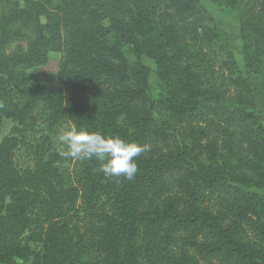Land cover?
<instances>
[{
	"label": "trees",
	"instance_id": "16d2710c",
	"mask_svg": "<svg viewBox=\"0 0 264 264\" xmlns=\"http://www.w3.org/2000/svg\"><path fill=\"white\" fill-rule=\"evenodd\" d=\"M238 24L244 73L202 0H0V129L15 122L0 140V264H264V125L248 81L264 0H245ZM51 52L59 84H27ZM64 123L151 149L132 180L77 160L81 191L59 152L16 166L27 133Z\"/></svg>",
	"mask_w": 264,
	"mask_h": 264
},
{
	"label": "rangeland",
	"instance_id": "374dc122",
	"mask_svg": "<svg viewBox=\"0 0 264 264\" xmlns=\"http://www.w3.org/2000/svg\"><path fill=\"white\" fill-rule=\"evenodd\" d=\"M55 2V0H50ZM204 5L211 11L214 15L217 28L220 35V42L225 43L228 41L234 48L233 54L235 60L244 73L243 70V60L239 53L241 49V39L239 34V24H238V13L242 6H236L235 10H219V0H202ZM245 2V0H241ZM240 4V0H239ZM238 5V3H237ZM127 54V53H126ZM143 62L150 67L151 71L148 77V94L153 99H163L165 97V87L163 83L158 79L155 73V65L150 59L142 57ZM60 54L51 52L48 56V62L43 65L27 71L26 82L29 85L42 84L46 87L57 86L58 82V69H59ZM248 81L251 86L255 89L254 98L256 102L257 117L260 122L264 125V56L262 57V65L258 73L255 75L248 76ZM15 125V122L10 118H4L2 120V125L0 129V140L4 136L10 133L11 128ZM70 124L64 123L56 128L53 133H47L42 131L29 132L25 135L24 141H22L13 150V160L18 168H33L35 164V150L42 149L46 154L52 152H59L56 137L57 134L69 127ZM77 160L68 158H63L60 167L64 170L71 172V175L75 182H77V187L79 190H83L86 187L85 181H80L79 169L76 165ZM264 199V191L258 190ZM84 205L79 199L76 202L77 212H82ZM35 234L30 242L29 246L31 249H36L41 244L42 233L35 231L29 233L30 236ZM9 264H24V260L20 258H15L12 263Z\"/></svg>",
	"mask_w": 264,
	"mask_h": 264
},
{
	"label": "clouds",
	"instance_id": "9594fccd",
	"mask_svg": "<svg viewBox=\"0 0 264 264\" xmlns=\"http://www.w3.org/2000/svg\"><path fill=\"white\" fill-rule=\"evenodd\" d=\"M59 155L79 161L96 159L105 178L132 180L138 172L136 158L150 151L151 145L127 141L118 135H106L71 125L56 137Z\"/></svg>",
	"mask_w": 264,
	"mask_h": 264
},
{
	"label": "crops",
	"instance_id": "0c3cea01",
	"mask_svg": "<svg viewBox=\"0 0 264 264\" xmlns=\"http://www.w3.org/2000/svg\"><path fill=\"white\" fill-rule=\"evenodd\" d=\"M241 5H243V2H241V0H240V4H239V0H238V8H239V6H241ZM240 39V38H239Z\"/></svg>",
	"mask_w": 264,
	"mask_h": 264
}]
</instances>
